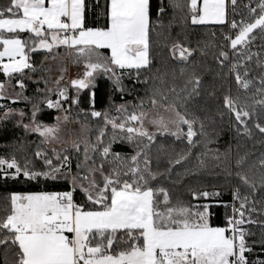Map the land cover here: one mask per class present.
Here are the masks:
<instances>
[{"label": "snow or ice", "instance_id": "snow-or-ice-1", "mask_svg": "<svg viewBox=\"0 0 264 264\" xmlns=\"http://www.w3.org/2000/svg\"><path fill=\"white\" fill-rule=\"evenodd\" d=\"M240 4L241 0H9L0 7V74L5 78L0 82V126L7 130L14 120L16 128L39 138L30 157L17 158L23 146L14 148L10 157H0V182L40 189L12 191L4 197L2 264H264V206L257 208L255 199L264 191V153L247 168V155L240 156L234 172L225 157L224 172L234 176L235 186L232 203L222 205L224 227L211 224L212 203L174 202L161 183L164 174L153 170L150 155L158 137H174L191 148L198 137L207 136L204 122L188 110L189 102L199 96L201 78L181 67L179 75L187 79L177 89L175 72L169 85L159 69L153 71V36L160 38L161 30L170 27L164 24L169 9L190 18L192 25L230 29L215 56L222 72L227 70L221 79L252 94L242 100L229 86L222 106L238 136L251 139L255 130L264 137V0L243 4L247 17L237 13ZM257 40L261 47L253 52ZM164 46L171 59L184 65L199 51L180 41ZM34 56L43 59L37 62ZM68 59L83 65V71L65 83ZM49 60L60 62L55 81L39 75L48 71ZM101 80L109 83L110 97L119 94L123 101L110 105L115 115L95 108ZM125 80L131 81V88ZM29 82L35 96L26 94ZM133 93L136 102L126 99ZM19 103L31 105L30 112L10 106ZM43 109L57 113L55 123L39 119ZM81 115L103 122L95 139L83 123L80 138L62 140L61 124L79 123ZM124 144L131 147L130 155L114 148ZM187 158L181 154L171 163L182 166ZM168 172L170 178L171 169ZM221 194L192 192V198L209 201Z\"/></svg>", "mask_w": 264, "mask_h": 264}, {"label": "trees", "instance_id": "trees-1", "mask_svg": "<svg viewBox=\"0 0 264 264\" xmlns=\"http://www.w3.org/2000/svg\"><path fill=\"white\" fill-rule=\"evenodd\" d=\"M9 0H0V7H6ZM99 11V10H98ZM231 18V17H230ZM237 20L241 18L238 14L235 17ZM94 17L89 14V20H93ZM165 29H162L163 35L160 38L153 36V54L155 56L156 69L160 70V74L168 81L169 85L173 83V72H175V85L177 89L183 86L185 77L179 75L180 68L184 67L186 73L190 74L193 71L201 78L202 85L200 88L199 96L194 97L188 105L190 114L198 117L205 124L206 137H198L197 144L194 147L189 148L186 141L176 140L174 137H169L165 140L163 137H158L155 146L151 150L152 167L154 171L163 173L165 179L162 180L163 186L167 187L172 193L173 201H182L184 204L195 203H212L211 209L212 216L210 222L213 226L224 227L226 226V210L222 206L223 204H231V189L235 186V179L229 177L224 172V160L227 156L228 167L235 171V161L240 156L247 155V168L253 162H255L262 153H264V137H261L258 132H255L251 139L238 136L235 128L233 127V121L230 119L229 114L222 106V97L227 92L229 86H231V94L233 96L239 95L242 100H248L252 94V90L249 92H243L238 90L234 84L226 83L221 79L222 75H226L227 70H221L215 56L217 54V45L223 43V35L228 34V27L219 25H192L190 18L185 20L182 13L173 14L169 9L168 15L164 18ZM27 34L22 36L26 37ZM173 41H180L186 47L199 49L190 59L187 65L177 63L170 58L169 48L164 45L167 43L169 46ZM260 41L257 40L253 46L252 51L257 52L260 50ZM63 51V50H61ZM33 59L37 62L43 59L42 56H34ZM39 75H46V72ZM35 78V77H34ZM50 78V77H49ZM51 79V78H50ZM5 78L0 74V82ZM52 81V80H50ZM230 81V79H229ZM125 83L131 88V81L125 80ZM43 88V85H40ZM18 91V89H17ZM111 87L106 80L100 81V88L96 94L95 108L97 111H109L111 115H115V112L110 108L111 104L123 103L119 99V94L109 96ZM29 96H35V86L29 82V88L26 92ZM144 95L143 90L139 93ZM70 95H74V92L70 89ZM83 95V94H82ZM135 93L132 96H127L126 99L132 102H136ZM250 102V101H249ZM5 103H8L5 101ZM11 107L25 109L26 112H30L31 105H25L24 103L10 104ZM85 111H88V105L83 104L81 106ZM74 110L72 115L76 116ZM221 113L224 118L221 119ZM55 111L43 109L39 115V119L44 123H53ZM80 124L87 123L91 130V138L95 139L96 130L102 126V121L95 119H85L83 115L77 117ZM76 123L75 120L71 122ZM4 127L0 126V129ZM3 129L0 130V157H10L13 154V150L16 147L23 146V152H16L18 159H22L24 155L31 154L36 150V141H33L34 136H27L24 141L22 140V131H17L14 128H10L7 125V130L3 134ZM186 130V129H185ZM211 140L209 143L208 141ZM117 151L122 154L130 155L131 147L127 144L114 145ZM188 154L187 160L182 166L174 165L171 161H174L181 154ZM219 156L220 160L214 159L215 156ZM203 161V165H201ZM171 169L170 178L168 170ZM256 180L259 181V172L256 173ZM37 187H30L25 184H13L8 182L4 184L0 182V216L4 215L5 200L8 194L12 191L26 192V191H38ZM52 190V189H50ZM62 190V189H58ZM202 191H221V196L209 201L203 199L193 200L192 192ZM258 201L257 208L264 206V191L258 192L255 196ZM227 214H231V208L227 209ZM9 261H11V253H9ZM0 264H2V250H0Z\"/></svg>", "mask_w": 264, "mask_h": 264}, {"label": "rangeland", "instance_id": "rangeland-1", "mask_svg": "<svg viewBox=\"0 0 264 264\" xmlns=\"http://www.w3.org/2000/svg\"><path fill=\"white\" fill-rule=\"evenodd\" d=\"M50 80L53 81V79L51 78ZM13 83H15L13 81ZM9 91L11 92L12 91V88L10 87L9 88ZM57 115V113L54 115V121L53 123H55V116ZM27 122V120L25 121ZM46 124H52V123H46ZM7 125L10 127V128H14V130L16 129L17 131H22V140L24 141V139L27 137V136H32L33 134H28L26 135L23 131L22 128H16L14 125H15V121H11L9 123H7ZM71 125V127H70ZM78 126H81L80 123H74L72 124L71 122L69 123H62L61 124V138L62 140H65V141H71V140H74V139H77V138H80L82 136V133L80 131V128H78ZM3 129V128H1ZM0 129V130H1ZM148 129L149 131H155V129L151 126V125H148ZM186 131V130H185ZM6 131L3 129V134L5 133ZM34 138H33V141H36V143L38 144L39 143V138L36 136V135H33ZM53 145H48L47 147H52ZM57 148H59L61 145L57 144L55 145Z\"/></svg>", "mask_w": 264, "mask_h": 264}, {"label": "crops", "instance_id": "crops-1", "mask_svg": "<svg viewBox=\"0 0 264 264\" xmlns=\"http://www.w3.org/2000/svg\"><path fill=\"white\" fill-rule=\"evenodd\" d=\"M207 25H213V24H207ZM64 66L67 68V72L64 77L65 83L69 82L73 78H76L83 71V65H75L71 62L70 59L64 61ZM46 68L48 69V71H46V75L52 78L53 81H55V79L60 75V70H59L60 62L49 60L46 62ZM78 128L81 129V126H78Z\"/></svg>", "mask_w": 264, "mask_h": 264}, {"label": "built area", "instance_id": "built-area-1", "mask_svg": "<svg viewBox=\"0 0 264 264\" xmlns=\"http://www.w3.org/2000/svg\"><path fill=\"white\" fill-rule=\"evenodd\" d=\"M246 3H248V0H241L240 7H238V9H237V13H241L242 12L245 17H247V12L243 9V4H246ZM228 34H231L230 33V29L228 30ZM229 79L231 81V78H229ZM52 111H54V110H52Z\"/></svg>", "mask_w": 264, "mask_h": 264}]
</instances>
